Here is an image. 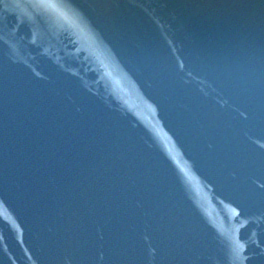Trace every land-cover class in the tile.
Masks as SVG:
<instances>
[{
	"label": "water",
	"instance_id": "95a60500",
	"mask_svg": "<svg viewBox=\"0 0 264 264\" xmlns=\"http://www.w3.org/2000/svg\"><path fill=\"white\" fill-rule=\"evenodd\" d=\"M0 264H264V0H0Z\"/></svg>",
	"mask_w": 264,
	"mask_h": 264
}]
</instances>
